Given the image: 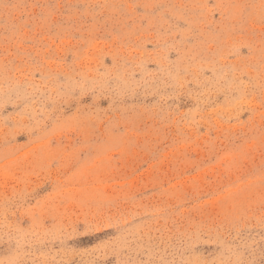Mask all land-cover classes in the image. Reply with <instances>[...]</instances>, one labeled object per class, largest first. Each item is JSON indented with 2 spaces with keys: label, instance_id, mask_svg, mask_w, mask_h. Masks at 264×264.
Returning a JSON list of instances; mask_svg holds the SVG:
<instances>
[{
  "label": "rangeland",
  "instance_id": "obj_1",
  "mask_svg": "<svg viewBox=\"0 0 264 264\" xmlns=\"http://www.w3.org/2000/svg\"><path fill=\"white\" fill-rule=\"evenodd\" d=\"M0 264H264V0H0Z\"/></svg>",
  "mask_w": 264,
  "mask_h": 264
}]
</instances>
